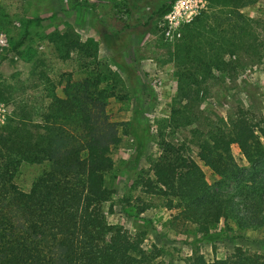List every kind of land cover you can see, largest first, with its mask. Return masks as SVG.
Masks as SVG:
<instances>
[{
  "label": "trees",
  "instance_id": "trees-1",
  "mask_svg": "<svg viewBox=\"0 0 264 264\" xmlns=\"http://www.w3.org/2000/svg\"><path fill=\"white\" fill-rule=\"evenodd\" d=\"M173 1L162 2L155 14L162 18ZM210 1L223 18L221 26L208 37L196 33L198 41L184 32L172 53L184 108L199 99L212 68L227 64L226 55L259 50V38L239 12L252 0ZM48 40L64 59L74 50L91 55L69 32H52ZM99 85L97 78L68 81L64 96L53 95L37 122L20 110L0 127V264H173L157 260L142 249L138 236L106 219L112 196L106 175L113 169L111 150L120 136L106 114L107 99L115 93ZM180 111L173 109L174 114ZM241 111L229 125L220 122L197 142L198 159L217 179L213 186L186 155L185 145L167 140L159 143L160 154L151 163L153 177L144 180L146 191L163 196L168 209L177 210V219L196 226L200 239H209L214 226L228 218L240 228L264 232V118L254 122ZM233 146L246 166L237 164ZM146 148L147 142L136 138L135 161ZM45 161L50 170L28 192L21 190L14 181L19 166ZM187 264H264V256L236 248L212 263L194 254Z\"/></svg>",
  "mask_w": 264,
  "mask_h": 264
},
{
  "label": "rangeland",
  "instance_id": "rangeland-1",
  "mask_svg": "<svg viewBox=\"0 0 264 264\" xmlns=\"http://www.w3.org/2000/svg\"><path fill=\"white\" fill-rule=\"evenodd\" d=\"M166 1L0 0V33L7 40L0 47V106L5 109L0 127L20 110L29 111L37 122L53 95L64 96L68 81L97 78L101 88L115 93L107 99L106 114L120 136L111 150L113 169L106 175V185L112 190L105 206L108 223L122 225L130 235L138 236L142 249L162 262L187 264L190 256L199 254L212 263L236 248L264 256L262 230L240 228L228 218L214 226L209 239H200L193 223L177 219V210L168 209L166 199L147 192L144 184L153 177L151 163L160 154L159 143L167 140L184 144L186 155L198 162L213 186L216 177L197 157L198 140L220 122L229 125L241 110L254 122L264 118V0H252L239 9L250 21L249 31L259 38L258 52L252 48L245 54L226 55L227 64L212 68L199 99L186 108L178 97L172 56L176 40L186 31L193 41L199 40L196 33L201 31L208 37L223 18L206 0L205 7L181 25L179 38L166 39L165 15L155 14ZM65 31L85 43L91 55L74 50L62 58L48 36ZM178 107L180 113L174 114ZM136 138L147 142L137 161ZM232 152L239 166L247 165L237 146ZM50 168L48 161L23 162L14 181L28 192Z\"/></svg>",
  "mask_w": 264,
  "mask_h": 264
},
{
  "label": "built area",
  "instance_id": "built-area-1",
  "mask_svg": "<svg viewBox=\"0 0 264 264\" xmlns=\"http://www.w3.org/2000/svg\"><path fill=\"white\" fill-rule=\"evenodd\" d=\"M206 0H174L170 9L164 16L166 39L179 38L181 35V25L188 23L197 15L203 7ZM7 40L3 33H0V47L6 46ZM5 109L0 106V123L3 122Z\"/></svg>",
  "mask_w": 264,
  "mask_h": 264
}]
</instances>
